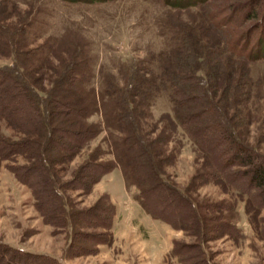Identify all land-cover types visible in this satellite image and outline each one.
<instances>
[{
	"label": "rangeland",
	"instance_id": "rangeland-1",
	"mask_svg": "<svg viewBox=\"0 0 264 264\" xmlns=\"http://www.w3.org/2000/svg\"><path fill=\"white\" fill-rule=\"evenodd\" d=\"M226 40L241 53L222 51ZM261 47L264 0H0V97L8 87L5 95L12 99L7 108L0 103V243L9 246L0 249V264L7 259L20 264H205L197 250L188 253L192 260L181 262L171 254L176 242L200 243L207 264H264V206L245 193L241 182L221 177L186 129L176 125L169 88L172 73L178 72L174 65L192 56L203 65L200 74L211 82L214 100L237 139L264 155V57L255 58ZM216 63L220 67L214 70ZM22 96L27 108L19 104ZM51 97L65 105L46 103ZM126 98L136 107L128 120L151 146L162 177L198 205L204 239L152 216L142 205L123 165L129 123L119 113ZM33 99L41 110L52 107L50 125L98 130L71 157L62 152V160L52 161L64 204L60 211L53 205L51 223L44 222L40 203L21 180L38 163L30 158L40 130L28 119ZM23 139L31 142L27 149L11 154L12 143ZM40 144L49 161L55 152L47 155L45 134ZM94 156L115 167L88 192L73 184L59 187L63 181L75 184L80 166ZM238 169L243 168L230 171ZM33 177L41 178L38 171ZM96 206L104 211L85 212ZM107 216L111 227L101 225ZM8 249L51 260L20 259Z\"/></svg>",
	"mask_w": 264,
	"mask_h": 264
},
{
	"label": "trees",
	"instance_id": "trees-1",
	"mask_svg": "<svg viewBox=\"0 0 264 264\" xmlns=\"http://www.w3.org/2000/svg\"><path fill=\"white\" fill-rule=\"evenodd\" d=\"M90 1L93 2L95 0ZM174 5L178 7L185 6L184 3L178 2L174 3ZM228 41L226 40L222 45V51H229L230 55L233 56L235 54H240L241 51L238 49L236 50V43L228 46ZM221 52L219 51V53ZM258 53L260 54L255 58L264 57V47H261ZM189 57L190 59H187L188 61L186 60L182 64L177 63L174 65L178 72H173L169 79V88L171 90L174 105V121L176 125H180L186 129L188 135L195 140L198 146L208 156V161L215 165L216 171L221 177L226 178V180L234 184L241 182L242 184L240 185L243 187L242 189L245 193L251 195L258 204L264 206V155L237 139V131L233 128L232 123L228 120L222 107L214 100L210 88V86L212 87L211 82L207 79L206 75L200 74V71L204 70L202 67L203 65L197 63V60H193L192 56ZM213 67L215 70L219 68L220 65L216 63ZM2 82H4V78H0V84ZM133 88L134 85L132 84L130 90L133 91ZM2 91L4 92V97H0V103L2 107L7 108L12 102L11 96L5 95L9 91V88H4ZM14 94L16 95V92H14ZM22 95H25V92ZM14 101L18 103L17 96L14 97ZM36 101H34V99L31 100V113L28 114V119L32 117L33 122L29 121L30 126L32 123L37 122V127L40 129L37 133L39 139V141H37V148H35V152L30 155V158H32L34 162L37 160L38 163L34 165V168L33 165L28 167V171L23 172L25 177L21 175V180H24L23 182L31 187L33 195L38 203H40V205L36 203V206L39 212L44 215V222L51 223V217H49V215L53 205L60 211V206L64 204L62 194L57 187L58 184L53 179V173L51 172L50 166L52 161L62 160L61 158H64L62 152L64 154L66 153V156L71 157L81 143L95 136L98 130L86 129V131H82L77 129L76 131L74 129V131H71V129L67 131L64 130L61 124L50 125L48 121L52 117L51 113L55 115L52 107H46V109L41 110L38 106L40 103ZM26 102L27 99L25 96L19 97V104H22L24 107L26 105L27 108L28 102L27 104ZM35 102L38 103V105H36ZM41 102L43 103L44 100L41 99ZM56 102L60 107L65 105V103L60 100L55 101L53 97L46 100L48 104ZM120 109H122L119 113L120 119H125L129 123V128L126 130L127 135L123 140L124 143L128 144V148L124 147L122 149V157H125L124 162H122L123 165L126 166L125 168L129 170L130 177L134 179L135 184L139 188V199L142 205L152 216L169 223L176 229L184 230L201 238L205 235L206 224L203 221L198 205H196L190 196L162 177L161 165L153 155V151L150 148L151 146L148 148L147 143H144V141L136 135L135 126L133 127L129 122L130 120H128L129 117H132L134 109L136 110L132 101L126 98ZM11 113L14 115L15 109H13ZM45 118H48L46 123ZM168 118H171V115H168ZM44 134L47 140V144L45 145V148H47L45 149L47 150V155L50 154L49 152H55L52 155V157H54L49 161L46 154L39 150L43 147L40 142ZM61 137L64 139L67 138L68 142L65 143L62 141ZM29 143H31L29 139H23L12 143L10 153L20 152L23 149L26 150ZM57 151L61 152V154H57ZM128 154H131V156H128ZM6 156H8V154L2 157ZM69 157H65L66 160H68ZM234 166H240L243 169L230 171ZM114 167L115 165L113 162H98L94 156L80 166L78 178H76L77 182L75 184L73 180L63 181L62 185L59 184V187L62 189L66 188L69 184H73V189H83L88 192L91 190L92 185L96 183L104 173L111 171ZM36 171H38L41 176L39 180L33 177ZM101 210L104 211L96 206L94 209L86 210L85 212L93 214ZM79 213L81 214L83 212L80 211ZM95 218L97 219L96 216ZM104 220L105 222L101 225L104 227H111L110 217L107 216ZM261 236L264 239V233ZM202 238L204 239V237ZM8 247L9 246L0 243V249L3 250ZM9 249H11V247ZM9 249L8 251H10ZM195 250H197L196 256L200 254L202 260L207 264L208 258H203L204 250H202L200 243H197V245H188L176 242L171 250V254L177 256L181 262H185L187 258H189L188 260L193 259V255L189 256L188 253L194 252ZM11 251L16 257L24 260L27 257L34 260V262H48L51 260L44 254L29 253L19 249H12ZM52 262L54 261L52 260ZM4 263L20 264L21 262H12L7 259Z\"/></svg>",
	"mask_w": 264,
	"mask_h": 264
}]
</instances>
